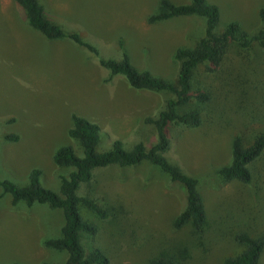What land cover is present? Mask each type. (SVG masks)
I'll use <instances>...</instances> for the list:
<instances>
[{
    "label": "rangeland",
    "instance_id": "obj_1",
    "mask_svg": "<svg viewBox=\"0 0 264 264\" xmlns=\"http://www.w3.org/2000/svg\"><path fill=\"white\" fill-rule=\"evenodd\" d=\"M39 1L65 33H77L100 57L119 60L125 53L139 71L172 83L180 69L176 51L193 49L206 31V20L197 16L148 23L162 0ZM207 2L219 9L217 34L236 23L252 37L262 26L264 0ZM193 85L210 96L200 104L202 124L173 129L166 156L198 180L206 225L200 231L190 224L174 228L185 197L157 167L109 166L94 170L84 185L86 194L103 197L108 213L100 219L79 206L82 219L97 228L96 235L82 239L87 252L99 249L109 264H149L161 257L179 264H225L243 251L238 233L264 238V155L252 166L251 185L224 182L219 174L230 164L235 137L247 133L252 120L264 119V54L255 42L250 52L233 43L216 71L199 68ZM169 98L130 88L123 76L99 64L94 51L70 39H46L27 24L14 0H0V181L26 187L30 173L40 170L41 185L60 194V177L72 168L56 166L55 153L71 146L82 154L68 135L74 115L100 127L99 153L116 140L128 151L140 143L148 148L157 143V132L146 120L155 119ZM8 135L19 140L7 141ZM0 196V264H66V252L44 244L61 236L63 213L40 204L13 206L1 186Z\"/></svg>",
    "mask_w": 264,
    "mask_h": 264
},
{
    "label": "trees",
    "instance_id": "obj_2",
    "mask_svg": "<svg viewBox=\"0 0 264 264\" xmlns=\"http://www.w3.org/2000/svg\"><path fill=\"white\" fill-rule=\"evenodd\" d=\"M14 1L22 11L27 24L46 39H70L79 47L94 51L99 64L108 69L113 76H123L130 88L170 95L157 117L146 120L157 132V143L148 148L140 143L128 151L123 148L121 141L116 140L112 142L109 151L99 153L96 147L100 141V127L74 115L68 135L79 143L82 154L71 146L60 148L55 153L53 162L56 166L72 168L68 177H60V194L41 185L40 170L30 173L29 184L26 187H19L10 181H0L3 192L11 195L13 206L20 203H25L28 207L40 204L63 213L64 225L61 236L45 241V246L66 252L68 255L66 264H109L108 258L99 249L87 252L82 244L84 236L93 237L97 234V228L82 219L79 206L83 205L100 219H106L108 216L103 197L86 194L84 187L91 182L96 169L109 166L121 169L132 168L144 162L166 174L184 194V208L175 218L174 228L178 230L190 224L195 230L200 231L207 223V212L203 197L198 190V180L184 173L167 158L166 155L171 148L170 133L178 127L196 129L202 124L200 104L208 101L210 96L200 87L196 90L193 88L194 75L201 66L208 67L211 72L216 71L233 43H237L242 50L250 52L252 43L255 42L264 54V9L259 14L262 26L254 36L250 37L236 23L229 24L219 34L215 33L220 13L218 7L209 4L207 0H191L190 3L182 5L162 0L159 12L151 16L148 23L154 24L188 16H197L206 20L205 35L197 45L193 49L179 48L176 51L175 58L180 61V69L176 82L172 83L149 71H139L130 63L125 53L119 60L100 57L97 50L84 42L77 33H65L49 18L39 0ZM252 123L247 128V133L241 132L232 142L230 164L219 170L224 182L237 181L251 185L254 181L256 172L252 166L264 155V119L258 117L252 120ZM6 140L17 142L19 137L8 135ZM235 240L242 246L243 251L236 257L227 259L225 264H261L264 238L241 231L235 236ZM149 264L179 263L172 258L161 257L151 260Z\"/></svg>",
    "mask_w": 264,
    "mask_h": 264
}]
</instances>
